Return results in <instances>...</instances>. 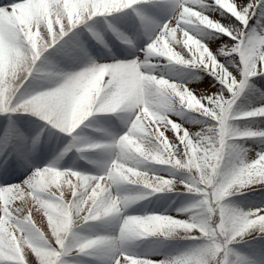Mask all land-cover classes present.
I'll use <instances>...</instances> for the list:
<instances>
[{"label":"snow or ice","instance_id":"snow-or-ice-1","mask_svg":"<svg viewBox=\"0 0 264 264\" xmlns=\"http://www.w3.org/2000/svg\"><path fill=\"white\" fill-rule=\"evenodd\" d=\"M100 18L134 49L129 55L91 56L89 36L105 44ZM132 18L147 36L141 47L117 27ZM164 61L190 69L192 79L155 74ZM205 75L209 88L192 86ZM257 77L264 0H0V264H253L236 245L264 239V206L232 197L264 191V103L236 108ZM255 92L264 99V88ZM121 113V134L93 141L77 133L90 119ZM186 113L203 118L190 121L199 128L185 126ZM52 130L72 140L38 167L52 151ZM73 150L108 159L89 161L97 173L61 165ZM20 167L28 174L12 183ZM160 193L193 199L173 213L126 214ZM97 223L110 230L79 231ZM153 237L188 244L133 250Z\"/></svg>","mask_w":264,"mask_h":264},{"label":"rangeland","instance_id":"rangeland-1","mask_svg":"<svg viewBox=\"0 0 264 264\" xmlns=\"http://www.w3.org/2000/svg\"><path fill=\"white\" fill-rule=\"evenodd\" d=\"M154 14L161 20L167 19V13L162 11H155ZM252 24H255L256 21H251ZM118 25L123 26L128 32V35L136 36L140 38V43L136 44L137 47H141L147 42L145 40L147 39V36L144 33V29L141 27L138 20L135 18L127 19L125 21H122ZM106 26V25H105ZM103 28V27H98ZM101 30V29H96ZM101 32V31H100ZM144 39V40H142ZM142 40V41H141ZM87 42H91L90 39L85 41V44ZM114 45L116 46V50L119 49L120 51L124 52L125 55H129L134 49L130 45H126L122 43L119 39L114 40ZM155 74L157 75H163L168 79L175 80V81H183L187 82L189 79H192V73L191 70L178 65H168L166 61L160 63L157 68L155 69ZM202 80H208V87L211 86L210 82L212 80L211 77L204 76ZM252 84L255 85V88H264V78L263 77H257L252 81ZM38 87V86H37ZM33 87L29 88L27 86L26 90H32L31 92L36 91L38 88ZM255 88H253L255 90ZM246 92V91H245ZM242 96L237 102L236 108L239 105H242ZM264 102V99H258L257 101L254 100L252 104L245 103L242 105V107L237 108L240 111L246 110L250 107H255L261 103ZM128 114L127 113H121L119 115H113L110 117H99L96 119H90L89 121L85 122V125H82L80 129L77 130V133L80 136L86 137L90 140H106L108 137L106 136V133H112V134H121L125 130V123L124 121L127 119ZM181 117H177V119H180ZM203 119L202 117H197L194 113H186L182 119L185 122V126L189 128H199V124L192 123V119ZM15 119V117H13ZM31 120H36L35 117H30ZM247 122V121H246ZM7 121L3 116H0V125L6 124ZM249 123V122H247ZM42 121H37V125H42ZM39 131V128L34 126L33 132ZM53 135L50 140V146L52 148V151L47 155L46 158L38 160L36 162V166H44L48 163H50L53 159H55L61 151L69 144L72 140L71 136H67L66 134L59 133L56 130H52ZM76 133H74L75 135ZM88 159H81L80 154L77 153L75 150L68 152L67 155H65L60 163L63 166L71 167L75 166L77 168H80L81 170L90 171L93 173L99 172V168L92 163H89V161H97L102 162L108 159L107 154L103 152H90L87 154ZM25 169L23 167H20L17 169V175L14 179H12V183L19 182L22 180L25 175ZM0 176L1 173H0ZM17 181H13V180ZM0 183H2V180H0ZM132 191H136L137 189L133 188ZM237 203L239 204H247L252 207H261L264 206V191L261 192H249L246 193L244 196H237ZM193 198L186 195V194H177V193H160L151 195L148 199L141 201L132 207H130L127 210L126 214H144L145 212H162L167 210L169 213H173L176 208L181 207L183 205L188 204L191 202ZM243 199V200H239ZM239 200V201H238ZM33 219L37 223L38 226H40L46 233L49 232L48 226H47V220L46 217L42 215V213L36 212L35 209L33 210ZM110 229L107 227V225L104 224H93L86 226L85 229H81L79 231L85 232V234L89 235H95L98 233L109 231ZM188 242L186 241H165L158 238H150L148 240H142L137 241L134 245V251H137L139 253H152V252H159V253H167L176 250L177 248L183 247L187 245ZM236 248L239 249L240 252L244 253L246 256L250 257L253 261V264H258V262H264V239H258V240H248L243 244L236 245Z\"/></svg>","mask_w":264,"mask_h":264},{"label":"bare ground","instance_id":"bare-ground-1","mask_svg":"<svg viewBox=\"0 0 264 264\" xmlns=\"http://www.w3.org/2000/svg\"><path fill=\"white\" fill-rule=\"evenodd\" d=\"M216 18L219 19V17H216ZM100 19H101V24L98 25L96 29H101V30H97V31H101V33L103 34L104 41H105V44L107 45V47H105V44H100L98 41L91 38L90 36H89V39L91 42H87L86 45H88V51L90 52L91 56L94 57L98 62H103L106 59H110L111 53H115L117 51L115 48L116 46L113 45L112 40L118 39V38L111 32V30L107 29V25L105 26V24H103L102 18H100ZM98 27H103V28H98ZM117 27H119L121 31H123L125 34L128 35L129 30L127 31L126 29H124L123 26H120V25H117ZM131 37L134 38L136 44L140 43L139 37H136V36H131ZM142 40H144V39H142ZM145 42H147V39L145 40ZM215 46H216V43H213L212 47L215 48ZM109 50H111V53L109 52ZM208 85H209L208 80H205V81L204 80H197L195 83H193L192 86L206 90ZM37 88H38L37 90H39V87H37ZM25 89H27V86L25 87ZM26 91L31 93L32 90H30V91L26 90ZM258 99H259V95L255 92L253 87L250 86L246 90V92L242 95V102L241 103H242V105H244L245 103L252 104L254 100L257 101ZM242 105H239L237 108L242 107ZM238 111H240V110L238 109ZM237 123L246 124L247 122L246 121H238ZM97 141H100V140H97ZM38 167H41V166H38ZM25 174L27 175L28 172L26 171ZM1 175H2V173H1ZM15 183H18V182H15ZM237 199L238 198H236V197H232V200L235 201L236 203H237ZM239 200H243V199H239ZM240 205L242 207H245V208L252 207V206H249L247 204H240Z\"/></svg>","mask_w":264,"mask_h":264}]
</instances>
